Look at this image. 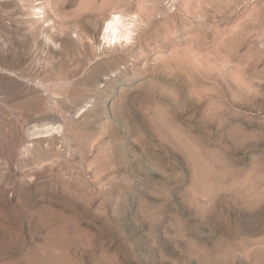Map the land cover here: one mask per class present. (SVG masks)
I'll use <instances>...</instances> for the list:
<instances>
[{"label":"rangeland","instance_id":"obj_1","mask_svg":"<svg viewBox=\"0 0 264 264\" xmlns=\"http://www.w3.org/2000/svg\"><path fill=\"white\" fill-rule=\"evenodd\" d=\"M0 264H264V0H0Z\"/></svg>","mask_w":264,"mask_h":264},{"label":"bare ground","instance_id":"obj_2","mask_svg":"<svg viewBox=\"0 0 264 264\" xmlns=\"http://www.w3.org/2000/svg\"><path fill=\"white\" fill-rule=\"evenodd\" d=\"M125 24V17L123 16V14L112 13L111 15H109V18L105 23L103 36H107V38L109 39L108 42L116 41V39H120V37H128L126 36L127 32L125 33L122 31L124 28L121 29L125 26ZM118 33L120 34L118 35Z\"/></svg>","mask_w":264,"mask_h":264}]
</instances>
